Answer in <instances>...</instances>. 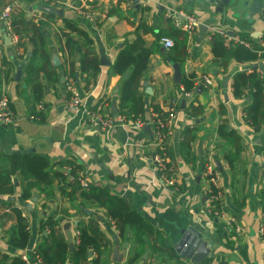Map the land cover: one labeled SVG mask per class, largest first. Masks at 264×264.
<instances>
[{"label":"crops","instance_id":"crops-1","mask_svg":"<svg viewBox=\"0 0 264 264\" xmlns=\"http://www.w3.org/2000/svg\"><path fill=\"white\" fill-rule=\"evenodd\" d=\"M81 4L96 14L94 23L77 14ZM2 6L0 12L10 7L13 17L42 24L58 80L49 82L44 76L39 77L43 97L37 103L33 88L35 69L29 67L34 47L30 36L25 33L21 45L16 47L0 22V69L8 72L2 88L15 113L13 124L0 125V155L30 151L49 160L43 163L38 157L31 159L30 170L12 175L15 192L0 195V254L14 257L27 253L30 262L38 264L35 248L46 237L42 223L52 217L60 219L66 237L64 225L71 224L73 245L80 224L97 223L108 242L106 264H131L130 258L136 256L133 264H192L178 249L183 230L193 226L214 242L208 264H264V127L254 131L243 113L246 97L237 98L232 91L234 74L251 69L252 64L229 59L225 66L214 57L209 36L212 28L218 27L233 31L235 36L247 33L259 41L264 36V16L248 19L243 9L224 20L214 13L213 7L193 4L187 9L183 0H147L145 7L136 6L134 11L121 0H4ZM46 7L62 14L49 12ZM181 12L194 15L198 25L195 33L188 36L186 50L176 54H185L178 61L170 58L169 49L160 38L180 28L174 20L184 22ZM138 33L152 50L138 89L147 109L146 122L140 127L127 118L123 125L101 130L90 124L88 112L98 108L114 115V103L119 111L120 85L131 69L123 76L115 74L112 65L124 44L133 41ZM88 48L100 56V70L95 77L85 74L73 78L81 98V104L74 106L66 88L65 69L72 62L79 72L81 57ZM190 74L200 84L186 96L182 77ZM173 100L177 110L169 123L166 141L176 188L161 179L154 161L160 147L150 122L152 104L167 111ZM193 104L203 107L200 115L188 113ZM35 110L42 111L43 121L31 117ZM224 123L241 136L242 149L233 164L226 156L236 150L218 132ZM194 125L196 133L188 160L181 143L184 130ZM64 158L82 162L86 166L85 180L104 188L106 200H87L79 192L75 197L64 195L58 181L52 182L49 170L52 165L53 171H61L63 167L58 162ZM208 165L219 178L223 215L208 206ZM120 198L155 227L165 247L158 249L156 234L143 238L146 244L140 245L130 225L120 235L108 215V208ZM16 210L29 220L30 246L25 250L11 243L16 232ZM232 219L241 232L228 229ZM68 242L70 246L71 241ZM92 256L93 252L88 264H92ZM67 264H73L72 252Z\"/></svg>","mask_w":264,"mask_h":264},{"label":"trees","instance_id":"trees-1","mask_svg":"<svg viewBox=\"0 0 264 264\" xmlns=\"http://www.w3.org/2000/svg\"><path fill=\"white\" fill-rule=\"evenodd\" d=\"M3 1L4 0H0V9L3 8ZM44 1L51 3L57 0ZM13 27L15 33L19 36V45H21V41L25 33L29 34V40L34 45L30 56L29 67L35 69L36 78L34 79L33 88L36 97L35 101L39 103L43 97V85L41 80H39V77L44 76L47 80H49V82H55L58 80V76L54 72V68L51 63L52 57L48 50L46 31L42 29V24H36L33 21H27L16 16L13 17ZM168 35H170V37L172 36L174 41V45L169 48L170 58L182 61L185 54L183 56H177L176 54H181L183 50H186L189 33L182 28H174L165 36ZM209 36L214 57L225 66L227 65L229 59H234L239 63L245 64H253L254 62L262 60L264 61V36L257 41L250 38L247 33H239V42L227 41L224 36L216 32H210ZM245 42H248L249 45ZM151 52L152 50L146 46L142 35L138 33L137 37L133 41H129L124 44L117 55L112 65L113 72L115 74L126 76L128 70L131 69L130 74L125 77L120 85L119 116H126L133 120L140 119L144 123L146 122L147 109L144 102H142L138 89ZM99 70L100 56L92 49L88 48L81 57V68L79 72L75 70V65L72 62L68 67H66V82L69 83L70 78L73 79L77 76L82 77L85 74H87V76L91 75L92 77H95ZM7 76L8 72H4L0 69V86L3 85L2 83ZM197 85L198 84L194 74L183 75L182 86L185 93L193 92ZM232 91L234 96L237 98L246 97L247 102L243 108L244 117L254 131L259 132L264 127V70L251 68L246 71L236 72L233 76ZM69 94L71 99L72 93L70 91ZM173 106L174 105L170 103L168 110L164 111L158 104H152V111L157 113V118L161 119L165 124L163 132L166 133L169 128L167 121L171 117V108ZM41 112L35 110L30 115L34 120L43 121L44 117ZM202 112L203 107L199 104H193L190 110H188V113L191 116H198ZM196 127V125L193 127H187L183 133L184 138L181 143V148L186 152L188 160H190L189 155L192 149L191 141L195 138ZM218 132L220 136L236 150L235 153H231L226 156L229 163L233 164L237 152L242 149L241 136L235 129L228 128L225 123L219 126ZM262 148L264 152V144ZM158 153L165 157V165L168 176L174 177L173 175L175 172L173 164L168 159L170 158V155L166 140L162 142L161 148L158 149ZM36 157L42 160L43 163H49L46 156L37 155L30 151L1 153L0 195L13 194L15 192L16 186L12 181V175L17 172L30 170V161ZM58 164L63 167L61 171H53L52 165L49 167V170L52 182L55 183L56 180L58 181V186L64 195L73 197L77 192H79L80 196L86 198L87 200H93L99 203L106 200L105 189L101 186L95 185V183H88L87 186H83L82 179H85L86 166L82 162L74 161L70 158H64L60 160ZM212 176L213 175L211 174L207 175V178ZM209 187L213 190V194H215L210 209H212L214 213L220 214L224 212L221 197L218 196V193L221 190L217 185H213L212 183H210ZM16 212V232L11 238V243L20 250H25L30 246L29 220L27 217L23 216L19 210H16ZM262 213L264 216V208ZM108 215L112 219L121 236L124 235L126 226L130 225L136 231V239L140 245L146 244L142 240L143 238H152L156 234L158 238L157 241L160 242L158 249L165 247L161 243V234L152 224H150L147 220H144L135 208L130 207L124 198L116 200L114 204L108 208ZM236 226V223H233L228 229L230 231H236ZM42 228L46 231V237L36 246V256L41 260L42 264H67L68 256L70 254V246L67 237L62 231L60 219H54L51 217L46 222L42 223ZM77 232L76 243L73 245L72 251L73 264L90 263V257L88 254L89 251H92L94 254V256L91 257L92 264L109 263V259L105 256L108 242L97 223H82L78 226ZM262 237L264 238V227ZM152 246L156 251L157 247L154 244ZM169 250L172 251L173 249L170 247ZM136 257L130 258L129 263L133 264ZM208 261L209 259H207L203 264H208ZM0 264L27 263L22 259L21 255L12 257L8 253H1Z\"/></svg>","mask_w":264,"mask_h":264},{"label":"built area","instance_id":"built-area-1","mask_svg":"<svg viewBox=\"0 0 264 264\" xmlns=\"http://www.w3.org/2000/svg\"><path fill=\"white\" fill-rule=\"evenodd\" d=\"M130 11H134L136 9V6H146V1L147 0H121ZM52 3H57V1L52 2ZM77 14L82 16L84 19H86L89 22H95L97 19V16L94 12H92L90 9H88L87 7L84 6V4H81L77 7ZM180 15L183 16L184 18V22L179 21L177 19L174 20L175 24H177L180 28H182L183 30L187 31L189 33V35H193L197 29V20L195 18L194 15L191 14H187V13H180ZM174 18H176L174 16ZM0 22H2L4 24V27L7 31V35L9 36L10 40L14 43V46L19 47V36L15 33L14 31V27H13V16H12V12H11V8L10 7H6L4 10H2L0 12ZM211 32H216V33H220L222 36L225 37V39L227 41H235V42H239L240 38L238 36H232L230 35L226 30L222 29V28H218V27H214L212 28ZM161 42L162 44L166 47V48H171L174 45V41L172 38L170 37H162L161 38ZM247 45H249L248 42H245ZM206 81H208L207 78H205ZM197 84H200V81L197 82ZM198 86V85H197ZM67 90H69L72 93V98L70 99V103L74 106H79L81 104V98L78 94V92L76 91V88L74 86V82L73 79H71L69 81V83L67 84ZM186 96H190L191 93H185ZM171 103L174 105L171 110V117L168 119V124L170 123L171 119L174 117L176 110H177V104L176 101H171ZM43 105H40V107H42ZM88 117H89V121L90 124L100 128L101 130L104 131H108L110 129H112L113 127L117 126V125H123L127 118L126 116H114V115H110V114H106L101 112L100 109L96 108V109H91L88 112ZM158 114L157 113H153V118L150 121L151 125L154 127V132H155V138H156V142L159 145V147L161 148V144L162 142H164L167 139V133L163 132V128H164V123L162 122L161 119H158ZM15 122V113L12 109L11 106V100L10 97L7 93H5L3 91L2 86H0V125H11ZM135 124L137 126H143L145 123L143 121H141L140 119H136L135 120ZM154 161L157 164V167L160 171V176L162 181L169 187L172 188H176V180L174 177H169L167 174V168L165 165V157L162 156L160 153H156L154 155ZM214 168L212 167V165H208L207 167V171L206 174L207 175H213L212 177L208 178V185H207V195H208V206L210 207L212 205V201L214 200L215 194H213V190L209 187L210 183H212L213 185H217L218 184V180L219 178L214 175ZM82 184L83 186H87L88 182L85 179H82ZM218 196L221 197V191H219ZM224 212L220 213L221 215H223ZM219 214V213H216ZM219 214V215H220ZM233 223H236V221L234 219L230 220L228 223V228L229 226H231ZM236 231L237 232H241V227L240 226H236ZM78 233V232H77ZM261 233H263V228L261 230ZM36 255V254H35ZM22 259L27 263V264H32L28 258L27 253H23L21 255ZM37 259V263L38 264H42L41 260L36 256Z\"/></svg>","mask_w":264,"mask_h":264},{"label":"water","instance_id":"water-1","mask_svg":"<svg viewBox=\"0 0 264 264\" xmlns=\"http://www.w3.org/2000/svg\"><path fill=\"white\" fill-rule=\"evenodd\" d=\"M186 4L187 9H191L194 5H201L204 8H212L214 9V13L222 15L224 20L231 13H235L237 11V15L240 14L243 9H246V16L248 19L254 18L256 15L264 16V0H183ZM139 7V5H137ZM46 10L49 12H56L62 14V11H58L53 7H46ZM236 14V13H235ZM236 16V15H235ZM237 17V16H236ZM228 33L232 36L235 35L233 31H228ZM253 69H261L264 70V62H256L251 65ZM20 73V72H19ZM179 74V73H178ZM179 79V75H178ZM228 78L225 79L227 83ZM113 114L115 116L118 115V107L114 103ZM146 129L150 131V127L147 126ZM70 223L64 225V229L66 230L67 239L71 241L69 251H73V235L70 230ZM183 237L179 243L178 251L182 252L186 256V258L190 259L192 264H203L207 258L211 257L212 249L214 248V242L212 240H208L207 235L203 234L200 231L198 226L190 227L187 230H183ZM91 255L92 252H89Z\"/></svg>","mask_w":264,"mask_h":264}]
</instances>
